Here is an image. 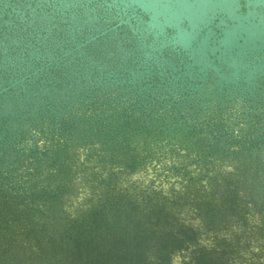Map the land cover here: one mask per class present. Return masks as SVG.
I'll use <instances>...</instances> for the list:
<instances>
[{
  "label": "water",
  "instance_id": "water-1",
  "mask_svg": "<svg viewBox=\"0 0 264 264\" xmlns=\"http://www.w3.org/2000/svg\"><path fill=\"white\" fill-rule=\"evenodd\" d=\"M0 264H264V0H0Z\"/></svg>",
  "mask_w": 264,
  "mask_h": 264
}]
</instances>
